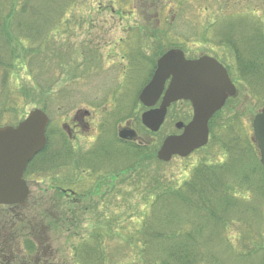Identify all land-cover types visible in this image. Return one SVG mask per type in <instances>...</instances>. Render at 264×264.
<instances>
[{
	"label": "rangeland",
	"instance_id": "obj_1",
	"mask_svg": "<svg viewBox=\"0 0 264 264\" xmlns=\"http://www.w3.org/2000/svg\"><path fill=\"white\" fill-rule=\"evenodd\" d=\"M24 1L34 5V0ZM263 4L264 0L38 1L33 13L38 12L31 14L30 23L40 26L43 31L48 28L51 31L43 35L40 46L36 45L39 39L33 40L38 36L30 37V41L24 37H10V51L14 50L16 61L10 71L17 79L5 80L4 72L0 70V119L2 124H15L32 109H45L50 118L48 133L54 146H61L63 134L76 145V153L69 163L66 162L67 165L46 171L38 169L42 166L36 162L27 176L32 201L37 199L40 207L51 208L55 220L60 219L55 202L61 203L59 208L62 211L74 214L69 230L67 227L57 228L52 233L57 239L53 247L63 244L67 249L61 250L74 255L75 248L99 230L107 264H146L142 252V226L151 214L156 194L175 190L190 181L200 163L223 164L228 161L229 155L225 154L220 142L228 127L235 133L244 135L245 132L248 138H253L252 121L264 106V100H259L249 82L240 76L232 48L208 42L205 33L211 30L216 35V30L221 27L220 20L216 23V14L220 10H254L256 7L262 14ZM8 5L10 9L7 10L0 7V21L7 24L10 20L8 25L14 33L18 27L14 22L18 23L19 12L24 6L12 0H8ZM12 8L14 14H11ZM3 28L0 25V29ZM174 42L181 45L189 58L207 54L218 59L226 66L239 90L238 97L230 99L220 110L216 119V139H212L211 133L210 142L204 148L163 164L146 158L143 166L137 162L134 171L122 172L116 179L111 178L115 174L111 169L116 160L106 162V168H101L109 170L108 174L92 169L81 161V157L100 148V125L107 131L103 138L112 137L110 151L114 153L120 149L123 155L128 148L113 139L114 135L118 137L120 127L128 125L139 130L141 139L155 142L153 147L157 149L163 138L174 131L176 121L192 117L191 103L178 101L169 108L158 133L149 135L140 127L144 107L138 103V93L152 69L149 60L157 59L159 52L172 48L169 44ZM30 48L37 49V54L30 52ZM259 93L264 96V87ZM15 102L18 105L16 110L11 108ZM103 109L106 110L104 113L113 110L118 119L110 116L106 121L104 113L100 112ZM87 113L89 116L85 119ZM81 116L83 125L75 127V118L81 119ZM14 120L16 122L12 123ZM97 125L100 126L98 129ZM74 134H77L76 140L71 138ZM100 149L105 151L106 148ZM131 157V154L124 155L120 163H126ZM57 186L77 191L78 195L70 196V200L79 197L80 203L69 205L68 201H56ZM236 191L238 196H245L251 203L241 201L240 209L228 208L231 216L226 218L222 229L216 228L206 250L211 252L213 249L216 257L222 259L219 260L221 264H256L264 255V248L258 245L264 243V201L260 194L253 195L245 184L237 185ZM34 208L29 209L31 212L41 209ZM254 250L259 253L246 258L236 256Z\"/></svg>",
	"mask_w": 264,
	"mask_h": 264
},
{
	"label": "trees",
	"instance_id": "obj_2",
	"mask_svg": "<svg viewBox=\"0 0 264 264\" xmlns=\"http://www.w3.org/2000/svg\"><path fill=\"white\" fill-rule=\"evenodd\" d=\"M12 1H17L18 4L21 2L24 7L19 12L18 23L14 22L18 26L14 33L13 28L8 25L10 20L7 21V24L5 21H0V25L4 26L3 29H0V70L2 69L4 72L5 80L10 77L17 79V76L11 74L12 71H10L16 65L13 58L14 50L10 51V44H12L10 37L13 36L16 39L24 37L30 41L32 40L30 37L38 36L33 40L39 39L36 45L40 46L38 44L44 41L43 35L51 31V28L43 31L40 26L30 23L33 19L31 14L34 15L38 12L37 10L36 13H33V10H36L39 0H34L33 6L32 3H26L24 0ZM0 7L7 10L9 8L8 0L6 2L0 0ZM11 14H14V9ZM261 16L264 17V13L259 14L256 7L254 10H220L216 14V19H218L216 23L220 20L221 27L216 30V35L208 30L205 37L208 42H218V44L228 45L232 48L240 76L244 81L249 82L252 90L260 97L259 100H264V96L259 93L264 87V19ZM29 23L30 25H28ZM211 33L212 38L210 37ZM169 45L171 47L181 46L175 42ZM29 51L37 54L35 48H30ZM163 52L164 50L159 54L161 55ZM156 60L155 58L149 60L152 68L150 74L156 66ZM11 108L16 110L18 108L17 103L15 102ZM219 115L220 112L213 117L210 123L213 140L216 139V119ZM1 122L2 119H0V124ZM100 126L101 144H99L101 145L100 148H106L105 151L100 148L94 149L86 152L85 157H81V161L84 160L85 164L97 172L108 174L109 170H102L101 168H106V162L112 160H116V165L111 169L115 173L113 177L111 175V178L114 179L119 178L122 172L134 171L132 169L137 167V162L143 166L146 158L154 160L158 164L164 163L156 157L158 148L153 147L156 143L147 139H145L147 142L142 140L139 144L122 142L128 148L126 154L121 155L120 149L114 153L111 152L112 137L109 135L107 139L103 138L107 131L102 128V125ZM140 127L141 130L147 132L143 126ZM223 129L224 127H222ZM225 132L226 134L220 137V142L224 147L225 154L229 155L228 161L223 164L200 163L195 168L190 181L185 182L175 190L156 194L151 204V214L142 226V233L144 234L142 252L146 264H221L219 260L222 259L216 257L213 249L208 252L206 246L212 242L216 228L222 229L225 226L226 218L231 216L228 208L240 209L241 201L251 203L246 201L245 196L237 195L236 186L247 185L253 195L255 193L260 194L261 200L264 201V167L260 162L256 143L253 138H248L245 132L244 135H240L229 127ZM147 134L154 135L155 133L148 131ZM63 136L61 148V146H54L51 135L48 133V144L29 164L26 171L27 176L32 172L31 167L35 168L36 162H40L42 166L38 169L49 171L67 165L69 160H72V156L76 153V147L74 148L72 143L65 138V134ZM113 139L115 142H120L115 135ZM129 152L132 156L131 159L126 163H120L121 158ZM156 183L159 184L158 179H156ZM95 189L97 188L95 187ZM43 195L45 194L43 193ZM32 198L30 195L24 204L0 205V264H57L59 261H62L63 264H107V254L104 251L99 230L92 234L91 239L84 240L77 246L74 255L62 251V248L67 249V246L63 244H59L58 247L55 245L54 249L53 243L57 239H54L52 233L57 228L61 230L67 227L69 230V223L73 222L72 216L74 214L69 213V211H62L59 208L61 203L56 204L54 201V207H58L56 211L60 214V219L55 220L51 216V208L48 209V206L45 205L40 207L37 205L38 200L32 201ZM54 199L56 201H68L69 205L73 204L70 198L65 197L59 188L55 190ZM253 199L255 200V197ZM30 207L41 209L31 212ZM260 217L262 227V208ZM258 245H262L264 248V243ZM60 253L65 255L61 256ZM254 253L257 254L259 251H250L244 256L235 252L236 256L241 258L252 256ZM256 264H264V255Z\"/></svg>",
	"mask_w": 264,
	"mask_h": 264
},
{
	"label": "water",
	"instance_id": "obj_3",
	"mask_svg": "<svg viewBox=\"0 0 264 264\" xmlns=\"http://www.w3.org/2000/svg\"><path fill=\"white\" fill-rule=\"evenodd\" d=\"M236 95V85L217 59L208 55L188 59L179 48L166 51L158 59L151 80L139 95L143 105L150 108L142 113V123L157 132L166 118L168 107L181 99L191 101L193 117L188 123H175L182 132L167 135L157 157L170 161L174 155L186 157L206 145L211 118L229 97ZM160 99L159 107H154ZM48 124V115L35 108L16 126H0V204H19L28 198L30 189L24 179L25 170L45 148ZM253 131L264 166V107L254 117ZM119 135L121 138H133L136 132L123 128Z\"/></svg>",
	"mask_w": 264,
	"mask_h": 264
},
{
	"label": "flooded vegetation",
	"instance_id": "obj_4",
	"mask_svg": "<svg viewBox=\"0 0 264 264\" xmlns=\"http://www.w3.org/2000/svg\"><path fill=\"white\" fill-rule=\"evenodd\" d=\"M84 115H85V114H84ZM87 116H89L88 113H87V115H85V119H86ZM76 118H77V116H76ZM76 118H75L76 121H75L74 126H75V127H77V126L79 127L80 125H83V124H82V123H83V122H82V121H83L82 116L80 117L81 119H76ZM80 121H81V122H80ZM85 126H86V124H85ZM76 137H77V134L71 135V138H72V139H75V140H76ZM138 141H139V139H136V140L134 139V140H129V141L127 140L126 142H127L128 144H137V143L139 144ZM74 147H75V145H74ZM69 190H71V191H68V192H69V195H67V196H69V197H70V196H73V191H72V189H69ZM68 192H67V193H68ZM77 200H78V199H76V198H75V199H71V201H72L73 204H75V205L80 203V200H79V201H77Z\"/></svg>",
	"mask_w": 264,
	"mask_h": 264
}]
</instances>
